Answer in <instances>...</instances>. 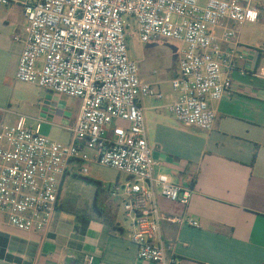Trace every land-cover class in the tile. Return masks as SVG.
I'll return each instance as SVG.
<instances>
[{
	"label": "built area",
	"instance_id": "obj_1",
	"mask_svg": "<svg viewBox=\"0 0 264 264\" xmlns=\"http://www.w3.org/2000/svg\"><path fill=\"white\" fill-rule=\"evenodd\" d=\"M24 9L17 80L82 104L69 144L45 136L42 117L20 114L13 125L0 127V212L14 228L44 234L71 163H80L83 175L92 164L110 167L127 177L114 182L111 192L130 222L138 263L177 264L169 254L172 247L162 241L161 223L203 225L189 217H166L160 210L159 197L188 204L195 189L155 172L141 99H161L162 94L141 77L129 39L182 44L170 81L179 98L167 109L185 126L211 131L215 104L238 91L233 73H248L236 27L257 22L260 10L253 0H26ZM227 22L232 26L225 27ZM255 75L264 78V69ZM94 261L88 254L76 264Z\"/></svg>",
	"mask_w": 264,
	"mask_h": 264
},
{
	"label": "crops",
	"instance_id": "obj_2",
	"mask_svg": "<svg viewBox=\"0 0 264 264\" xmlns=\"http://www.w3.org/2000/svg\"><path fill=\"white\" fill-rule=\"evenodd\" d=\"M9 1L0 3V127L13 125L20 114L42 117L43 134L69 144L82 101L17 80L26 0ZM253 5L260 10L258 21L236 27L248 73H233L238 91L215 104L211 131L185 126L167 109L179 98L173 88L163 91L178 61L169 79L141 76L162 94L161 99H141L155 172L195 189L188 204L159 197L160 210L166 217H189L203 225L161 223L162 241L172 247L169 254L177 264H264V78L255 75L264 69V0H253ZM223 31L218 28L216 36ZM70 174L71 165L66 179ZM126 179L118 176L114 182ZM65 182L44 234L20 231L0 212V264H76L88 254L94 264H139L131 225L121 217V201L102 198L101 204H93L89 196L71 201L64 195ZM114 182L107 187L110 191Z\"/></svg>",
	"mask_w": 264,
	"mask_h": 264
},
{
	"label": "rangeland",
	"instance_id": "obj_3",
	"mask_svg": "<svg viewBox=\"0 0 264 264\" xmlns=\"http://www.w3.org/2000/svg\"><path fill=\"white\" fill-rule=\"evenodd\" d=\"M180 48V43L173 40L160 39L141 44L137 36L129 39V54L132 59L138 62L141 76L147 78L152 76L158 80L171 78L178 61ZM165 88L172 90V85L167 84V86H164L163 91ZM155 89L160 92L159 88L155 87ZM79 166H81L80 163L72 162L71 174L65 180L64 195H67L71 201H75L79 196H89L93 204H101L102 198H107L109 201H121L107 187L110 183L116 181L118 176L123 180L126 177L124 174L110 167L93 164L90 174L83 175L79 171ZM98 189L100 190L99 200H97ZM122 211H124L123 206ZM121 217L124 223L129 226L130 222L125 220L123 213H121Z\"/></svg>",
	"mask_w": 264,
	"mask_h": 264
}]
</instances>
